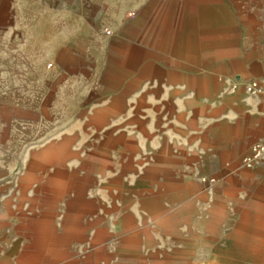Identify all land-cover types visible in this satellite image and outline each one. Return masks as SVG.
Here are the masks:
<instances>
[{
  "label": "crops",
  "instance_id": "crops-1",
  "mask_svg": "<svg viewBox=\"0 0 264 264\" xmlns=\"http://www.w3.org/2000/svg\"><path fill=\"white\" fill-rule=\"evenodd\" d=\"M121 1L140 37L123 75L0 104V264H223L254 229L264 242V166L241 165L264 140V94L230 90L264 82V0ZM4 111L66 118L18 156Z\"/></svg>",
  "mask_w": 264,
  "mask_h": 264
},
{
  "label": "rangeland",
  "instance_id": "rangeland-1",
  "mask_svg": "<svg viewBox=\"0 0 264 264\" xmlns=\"http://www.w3.org/2000/svg\"><path fill=\"white\" fill-rule=\"evenodd\" d=\"M132 10L121 0H0V104L41 107L59 87L65 98H72L71 85L63 79L77 75L91 81L123 75L124 47L129 41L136 47L140 43L138 30L124 35V23L135 17L129 16ZM71 52L83 65L81 70L74 71L57 59ZM1 116L9 128L4 145L5 140L16 142L18 156L44 142H56L61 134L57 123L66 118L6 111ZM257 235L254 229V243L227 244L223 264H264V254L249 258L254 251L264 253V242H255Z\"/></svg>",
  "mask_w": 264,
  "mask_h": 264
},
{
  "label": "built area",
  "instance_id": "built-area-1",
  "mask_svg": "<svg viewBox=\"0 0 264 264\" xmlns=\"http://www.w3.org/2000/svg\"><path fill=\"white\" fill-rule=\"evenodd\" d=\"M129 16H133V13H129ZM241 87L250 94H264V82L259 80L235 79L231 81L230 90L235 91ZM241 165L245 168H253L257 165L264 166V140L253 143L250 153L242 158ZM202 181L213 183L215 179L203 178Z\"/></svg>",
  "mask_w": 264,
  "mask_h": 264
}]
</instances>
